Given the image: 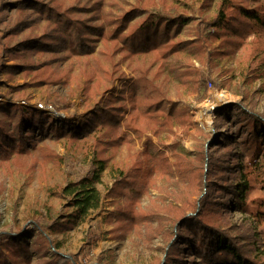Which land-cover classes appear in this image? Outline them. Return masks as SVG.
Instances as JSON below:
<instances>
[{"label":"trees","instance_id":"obj_1","mask_svg":"<svg viewBox=\"0 0 264 264\" xmlns=\"http://www.w3.org/2000/svg\"><path fill=\"white\" fill-rule=\"evenodd\" d=\"M86 1L18 0L15 18L0 40V71L11 89L62 84L69 87V99L79 93L88 108L93 107L92 102L97 106L79 129L70 126L69 142H84L86 149L88 146L93 151L92 168L96 166V170L90 169L79 181L60 188L63 194L74 197V212L59 227L70 228L79 216L100 206L102 198L92 185L98 182L101 171L113 167L118 178L106 199L114 205L122 200L124 205L117 204L108 222L122 234L142 225L144 231L148 228L160 235L166 254L157 264H172L170 253L181 264H263L255 234L229 233L234 227L227 215L246 207L252 174L251 169L245 171L236 137L228 133L208 145L220 152L216 159L198 148L190 161L178 144L172 143L175 174L164 152L158 150L164 145L163 137L191 124L180 99L205 86L194 62L168 64L171 58L187 52L189 59L210 70L217 68L216 59L247 50V64L256 67L243 84L264 78V0L255 9L232 8L230 0H217L214 19L195 26L193 41L180 38L182 17L147 14L133 7L106 23L99 13L100 1ZM86 4L93 8L89 16H84ZM13 40L15 44L10 45ZM123 66L135 78L128 77ZM19 78L24 79L22 85L16 84ZM115 80L122 85L116 97L107 94ZM171 87L175 100L168 95ZM205 96L203 89L201 98ZM236 107L241 112L237 116L254 130L264 125L255 113L240 104ZM3 112L13 114L10 121L0 120V162L6 163L12 154L29 153L34 138L43 136L47 118L24 106L0 105ZM136 143H141L143 150L137 149ZM109 149L115 154L124 149L123 160L110 164L113 156L107 155ZM174 175L179 181L176 191L164 193L162 184L157 183ZM152 189L159 193L156 198L150 197ZM143 196L150 197L147 207L141 206ZM17 237L10 234L0 241V264H29L28 246ZM41 246L38 242L35 248Z\"/></svg>","mask_w":264,"mask_h":264},{"label":"rangeland","instance_id":"obj_2","mask_svg":"<svg viewBox=\"0 0 264 264\" xmlns=\"http://www.w3.org/2000/svg\"><path fill=\"white\" fill-rule=\"evenodd\" d=\"M98 1L101 3L99 13L106 23L133 7H139L147 14L182 17L184 26L180 38L192 41L195 39V26L211 22L218 5L217 0ZM17 2L18 0H0V40L6 36L4 34L6 29L15 18ZM260 3L261 0H230L228 5L232 8L244 6L255 9ZM89 7L86 6L84 16L91 15L93 8ZM251 40L252 37L248 41ZM15 42L16 40L11 41L10 45H14ZM247 58L249 51L241 50L234 57L216 59L217 68L210 70L207 66L200 67L193 58L189 59L187 52H182L177 58H171L167 62L168 64L194 62L195 67L200 69V77L204 80L205 86L201 85L198 93L184 94L180 99V103L191 116V124L185 128H175L170 137H163L164 145L159 146L158 151L164 152L175 174L173 166L175 157L170 146L172 143H177V148L190 161L195 158L198 148H203L211 158L216 159L220 152L217 147L208 148V145L228 133L236 137L238 150L244 154L242 163L246 166L245 171L251 169L252 174L248 177L250 188L246 196V207L241 212H230L227 215L231 227H234L229 233L233 236L238 233L251 237L255 234L259 258L264 264V125L254 130L246 119L237 116V113L241 112L236 107L240 104L246 111L255 113L264 120V78L260 76L251 79L252 84H243V79L253 75V69L256 67L247 64ZM3 59L6 60V57L3 56ZM122 71L128 77L135 78L125 66L122 67ZM23 83L22 78L16 80L18 85ZM11 86L0 71L2 107H29L37 113L44 114L47 121L43 136L37 135L34 138L28 147V154L19 156L12 154L9 161L0 162V241L10 234H17L16 240L19 241L21 238L28 246L29 264L50 260H54L56 264L163 262L166 249L160 235H156L148 228L144 231L142 225L132 232L122 234L115 230V224L108 222L109 216L116 213L117 204L124 205L122 200H118L114 205L110 199H106L108 190L118 178V172L114 171L113 167L101 171L98 182L92 185L102 198L100 206L79 216L70 228L59 227V224L74 212V197L63 194L60 188L66 186L68 182L79 181L90 169L96 170V166L92 168L93 151L88 146L86 149L84 142L73 144L69 142L70 126L74 127V130L79 129L95 111L96 103L92 102L93 107L88 108L79 93L69 99L67 97L69 87L62 84L25 87L21 91L11 89ZM121 88L122 85L115 80L107 94L112 93L116 97L121 93ZM203 89L206 90L204 99L201 98ZM218 90L228 96V101L212 110L211 129H205L198 121L197 113L200 106L213 101ZM123 95L126 99V89ZM168 95L173 100L176 99L172 87L169 88ZM50 107L54 112H48ZM100 108L101 105L97 109ZM53 113H56V117L55 115L52 117ZM12 116V113L3 112L0 113V120L10 121ZM152 141L156 143V139L153 138ZM136 148L143 150L141 143H136ZM124 152V149H120L115 154L109 149L107 155L113 156L110 164L120 163ZM206 163L207 159L204 163L205 168ZM178 183L177 176L174 175L168 180H159L157 185L162 184L165 193L176 191ZM158 194L156 189L150 191L151 198H156ZM126 196L129 197L130 194ZM150 197H141V206L147 207ZM38 242L42 243L39 249L35 248ZM171 254L173 253H170L169 258L171 263L181 264L180 261L173 260L174 256Z\"/></svg>","mask_w":264,"mask_h":264},{"label":"bare ground","instance_id":"obj_3","mask_svg":"<svg viewBox=\"0 0 264 264\" xmlns=\"http://www.w3.org/2000/svg\"><path fill=\"white\" fill-rule=\"evenodd\" d=\"M228 101V96L218 90L216 91L215 98L212 102L204 103L203 106H200L199 113H197V119L203 125L205 129H211V118H212V110L225 102Z\"/></svg>","mask_w":264,"mask_h":264},{"label":"built area","instance_id":"obj_4","mask_svg":"<svg viewBox=\"0 0 264 264\" xmlns=\"http://www.w3.org/2000/svg\"><path fill=\"white\" fill-rule=\"evenodd\" d=\"M38 108H42V107H38ZM48 112H54V110L50 107V110H48ZM55 114H56V113H53L52 117H54ZM55 117H56V115H55ZM57 117H58V116H57Z\"/></svg>","mask_w":264,"mask_h":264}]
</instances>
